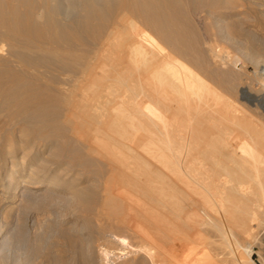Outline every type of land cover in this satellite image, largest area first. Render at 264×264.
Instances as JSON below:
<instances>
[{
    "label": "bare ground",
    "instance_id": "obj_1",
    "mask_svg": "<svg viewBox=\"0 0 264 264\" xmlns=\"http://www.w3.org/2000/svg\"><path fill=\"white\" fill-rule=\"evenodd\" d=\"M256 3L0 0V186L45 185L46 196L100 214L91 231L43 221L24 261L0 264H248L255 229L264 245ZM229 48L255 64L260 89ZM117 90L121 99L108 95ZM108 96L120 104L110 109ZM19 151L21 165L10 160ZM134 194L143 213L130 223ZM60 233L75 257L55 248L59 238L47 244ZM126 237L136 243L111 260Z\"/></svg>",
    "mask_w": 264,
    "mask_h": 264
},
{
    "label": "rangeland",
    "instance_id": "obj_2",
    "mask_svg": "<svg viewBox=\"0 0 264 264\" xmlns=\"http://www.w3.org/2000/svg\"><path fill=\"white\" fill-rule=\"evenodd\" d=\"M254 2L255 3L257 2L256 4H259L262 2L264 3V0H262V1L261 0H254ZM258 25L252 26V29L257 35L264 38V25H259V26ZM229 49L231 50V52ZM229 49H228V51L231 54V60L230 61L233 64H235L236 67L239 68L240 70L243 69L241 71L242 72L241 74L243 75V77L246 78V80L250 83V85L255 90L260 89L261 88V80H260L261 75L257 76V74L259 75L260 73H259L257 67L255 66V64L252 63L247 58H244L239 52H237V51L234 52L231 48H229ZM108 66H109V63H108ZM110 67H108V72H109L108 77H107L108 83L112 82V80H113L112 77L114 74V71L112 72L113 74L111 73L110 69H112V68H110ZM109 75H111V76H109ZM109 77H111L112 79L109 80L110 79ZM258 84H260V85L258 86ZM117 91L118 92L115 91V93H112V94H110L111 93L110 92V93H108V95L115 96L116 94H118L115 97H119V99H121V97L119 96L120 91L119 90H117ZM112 96H108L112 100V101L110 99L108 100V102H110L109 108L110 107L113 108V107L118 106L120 104V100L115 98V97H112ZM113 103H115V105H113ZM111 104L113 106H111ZM252 113L254 115L260 114L259 110H257V111L253 110ZM110 115H112V114H110ZM19 152L20 153H16V155H10V160L16 161V163L18 165H21L20 159H21V156L23 154V151H19ZM41 152H45V155H47L49 153L48 151H45L44 148H42ZM8 166L9 167L7 169L9 172H11L10 164ZM82 182H84L85 184L89 183V181H83V180H82ZM24 190L26 191L25 193L23 192ZM48 190H52V189L46 188L45 185H42L39 187H33V188L27 187V185L24 184L23 182L17 188H12V189H10V188L5 189V188L0 186V230H1L0 235H2V238L0 239V241L2 240V243H1L2 245L0 246V250H1L0 251V257H4L5 259H8V261H15L14 258L16 260H19L18 258H20L21 261H24L25 260L24 256L26 258V255L29 253V250H30L29 247H31V245H33L35 243V239L40 235L41 225H43L45 221H48L50 219L57 218V219L64 221L63 223L67 226H69L70 224L71 225L75 224L76 226H78V228L85 227V230H89V231L96 228L95 224H96L97 220L94 221V218L96 219L97 215H100V214L97 213L95 209H93L92 207L83 208L82 206H79L76 203H74V204L70 203L69 204L66 201H64L62 199V197L59 198L58 196H52V197L46 196V193L48 192ZM67 195L69 196V194H67ZM135 195L138 197H135ZM132 196H134L135 199ZM56 197H57V199H56ZM130 199H129V196L128 197L125 196L126 211H128V213H125V214L128 217V220L131 219L130 223L131 222H138V221L140 222L142 220L141 216H140L141 215L140 210L142 211V209L140 207H142L141 204L143 203L144 199L141 197V195H137V194L131 195ZM132 199H134L133 200L134 202L132 201ZM136 199L137 200L142 199V201H140L141 206L139 204H136V205H139L138 207L140 210L137 208V206L136 207L134 206V203H139V201H136ZM60 201H62V202H60ZM56 202H58V203H56ZM131 202L133 203L132 207L134 209H132L130 207L132 204ZM49 207L51 208V210ZM129 207L131 208V210L129 209ZM129 211L131 213H129ZM142 213H143V211H142ZM111 214H114V213H110V216H111ZM116 215H123V214L122 213H116ZM94 216H96V217H94ZM262 218L264 219V217H262ZM20 220H21V222H20ZM24 222L26 225L25 224L20 225V223L22 224ZM262 223H264V220H261V225H262ZM23 226H25V227H23ZM261 232H262V230L259 228V229H255L254 234H252L253 238H254V239L251 238L252 242L250 244L252 246L251 252H250L251 253L250 258L252 260L250 259L248 261V264H264V245L261 243L262 239H263V235H261L262 234ZM37 233H38V235H37ZM60 234H61V236H59ZM60 234L58 235V237L56 235L52 234L50 236V238L48 240L49 242H47V244L49 245L51 243L50 240L53 242L55 239L57 240L59 238L57 241V246L55 248L60 249V247H61V249L63 250L62 254L64 253L63 256L65 258H69L71 255L75 257V255L77 253V251L75 252L76 248L73 247V245L71 244L72 242H69V239L65 233H60ZM60 238H61V240H63L62 241L63 244L61 242L62 245L59 243V241H61ZM126 238L128 240L126 239V241H125V239L123 238V242L118 243L119 245L118 244L113 245L116 249L114 247L110 248L111 251L113 250L111 252V254L108 255L109 258H112L111 260H113V256H114L113 254L120 255L119 254L120 252L118 249H120L121 247H124V248L126 247L125 249H127V248H130V246H132V244L136 243L134 241V239H132V240L135 243L132 240L130 241L131 238H128V237H126ZM4 239L7 241L4 242L5 241ZM257 240H258V242H257ZM124 244H125V246H124ZM117 246H119V247H117ZM123 249L121 248V250H123ZM243 255L245 256L244 258H246V259L248 258L247 253H245ZM22 258L24 260H22ZM244 258L242 256V260ZM10 259H12V260H10ZM129 259H130L129 257H116L115 261L114 260L113 261L116 262V264L117 263L118 264H122V263L123 264H130ZM136 259H137V257H136ZM181 262L183 263V261L179 260L178 257L177 258L171 257V259L169 261L170 264L171 263L172 264H182ZM132 264H137V263H132ZM231 264H233V263H231Z\"/></svg>",
    "mask_w": 264,
    "mask_h": 264
}]
</instances>
